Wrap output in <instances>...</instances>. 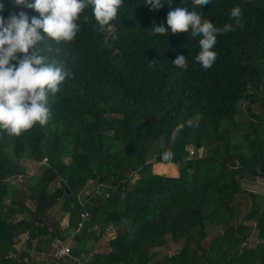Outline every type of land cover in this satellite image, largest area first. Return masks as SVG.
I'll use <instances>...</instances> for the list:
<instances>
[{
    "label": "trees",
    "instance_id": "16d2710c",
    "mask_svg": "<svg viewBox=\"0 0 264 264\" xmlns=\"http://www.w3.org/2000/svg\"><path fill=\"white\" fill-rule=\"evenodd\" d=\"M0 3L5 20L13 12L39 15L13 0ZM162 3L153 11L146 0H123L104 31L87 8L75 40L39 46L70 75L49 97L45 126L18 137L0 132V264H25L33 248H49L58 235L44 223L55 207L68 216L70 230L83 209L90 215L71 257L60 264H264L263 197L241 186L264 175V115L252 111L263 107L264 0ZM170 6L198 11L217 28L234 25L231 9L239 6L244 27L217 36L216 62L205 71L195 61L201 37L191 30L151 34L154 25L168 27ZM180 55L186 68L172 64ZM243 103L252 120L244 118ZM11 144L19 160L23 150L32 160H46L24 184L13 183L25 175L23 163L3 153ZM158 163L176 166L178 176L155 174ZM88 182L94 187L80 202ZM244 194L251 207L241 217ZM17 215L25 217L15 221ZM94 225L99 231L88 232ZM110 225L115 237L98 253ZM210 229L222 233L206 246ZM25 232L30 241L17 251L13 240ZM252 232L253 247L247 242Z\"/></svg>",
    "mask_w": 264,
    "mask_h": 264
},
{
    "label": "clouds",
    "instance_id": "9594fccd",
    "mask_svg": "<svg viewBox=\"0 0 264 264\" xmlns=\"http://www.w3.org/2000/svg\"><path fill=\"white\" fill-rule=\"evenodd\" d=\"M13 3L39 14L29 18L24 11L13 12L7 20L0 16V132L18 137L36 125L43 127L48 123L49 97L60 92L70 75L63 64L43 55L39 46L45 41L50 45L75 40L80 31L77 21L87 8L91 9L100 31H104L116 19L123 0H13ZM146 4L153 11L164 7L162 0H146ZM192 4L203 7L209 5L210 0H192ZM2 11L4 5L0 3ZM241 18V8L234 7L231 19L235 24L217 28L198 11L170 6L168 27L154 25L151 34L164 35L170 29L171 34L177 35L191 30L192 37H201L195 61L207 71L217 59L213 51L217 36L242 29ZM172 64L183 69L187 67V60L180 55ZM182 127L173 133V139Z\"/></svg>",
    "mask_w": 264,
    "mask_h": 264
},
{
    "label": "rangeland",
    "instance_id": "374dc122",
    "mask_svg": "<svg viewBox=\"0 0 264 264\" xmlns=\"http://www.w3.org/2000/svg\"><path fill=\"white\" fill-rule=\"evenodd\" d=\"M260 102L263 107L259 108L258 106H252V111L255 113V114H259V115H264V96L263 97H260ZM247 103H243L241 105L242 107V111L243 109L245 110V114L247 113L246 111V105ZM260 109L262 110L260 112ZM244 118L248 119V120H252L253 118L250 117L249 115H244ZM191 149V148H190ZM26 150H23L22 153L24 154L23 157L21 160L17 159V154L14 152V150H12V144L7 146L3 149V153L7 156L8 160H10L11 162H18L19 160V163H23V165L25 166V169H26V173L25 175L21 176V177H18V180H15L13 183L16 182V185H19V183H22L24 184L25 183V180L28 176H33V175H37L38 173H40V171H42L44 169V167L46 166V162L45 160L43 161H35V160H32L30 158H28V155L25 153ZM192 151V150H191ZM191 151H189V154L192 155ZM198 155L199 156H204V151L203 150H199L198 151ZM69 158H66V162H69ZM161 168H159L158 170H160ZM167 168H165L166 170ZM157 170V171H158ZM160 171H163L160 170ZM21 186V185H20ZM23 186V185H22ZM241 186L244 190L248 191V192H252L254 193L255 195H260L263 197V200H264V175L262 176H257L252 179L251 181H243L241 183ZM94 187V184L92 182H88L86 184V186L84 187V190H82L79 194H78V199L80 202H83L85 199H86V196L88 195V193L90 192L91 189H93ZM245 196L244 197H239L238 198V202L239 203H242V216H245L247 214V212L249 211L250 207H251V203H250V198L247 197L246 194H244ZM264 203V202H263ZM256 204H259L256 202ZM30 207H32L30 205ZM58 208H56L52 213V216L51 218L53 219V215H54V218H59L60 216V213L59 211L57 210ZM54 213V214H53ZM63 221H60V223H62ZM250 225L252 227H254L255 223H250ZM113 226H109L107 227V229L105 230V244L104 245H99L95 251H97L98 253H101L102 251H105L104 248H106V242L109 240V239H113L115 237V228ZM68 232L70 231L69 229H67ZM210 234L209 236L207 237L206 241L204 242V245H208L207 243H209V240L217 233H222V230L221 229H210ZM256 243V232H254L253 234V239L250 243V245L253 247ZM73 246H76V243L73 242L72 244V247ZM176 248L178 249L179 246L177 245ZM163 250H165V248L163 247ZM169 251V252H172V249H166L165 251ZM47 263H51L50 260H47Z\"/></svg>",
    "mask_w": 264,
    "mask_h": 264
},
{
    "label": "built area",
    "instance_id": "2783aa9c",
    "mask_svg": "<svg viewBox=\"0 0 264 264\" xmlns=\"http://www.w3.org/2000/svg\"><path fill=\"white\" fill-rule=\"evenodd\" d=\"M79 221L76 222V225L69 232L67 231L62 236L55 237L48 249L33 248L32 257H23V262L25 264H60L64 262L66 258L71 257L72 244L75 241V236L80 234L84 228V221L90 220L89 212L86 209H83L79 214ZM99 227L94 225L90 231H99ZM29 239V234L27 232L19 234L13 240L14 248L17 251L26 250V246ZM47 260H50L51 263H47Z\"/></svg>",
    "mask_w": 264,
    "mask_h": 264
},
{
    "label": "crops",
    "instance_id": "0c3cea01",
    "mask_svg": "<svg viewBox=\"0 0 264 264\" xmlns=\"http://www.w3.org/2000/svg\"><path fill=\"white\" fill-rule=\"evenodd\" d=\"M159 168H161L160 170L163 169V171H160L158 170ZM165 168H167L165 170ZM158 170V171H157ZM152 171L155 173V174H164V175H167V176H170V177H177L178 176V171H177V167L174 166V165H171V164H153L152 166ZM18 177H21V176H18ZM18 177L16 178V180H18ZM264 201V200H263ZM30 209L31 211H33L34 209V204L32 202H27L26 204ZM30 205L32 207H30ZM56 208L58 207H55L54 209L50 210L49 213L47 214L48 216V223H44L45 226H49L50 228V231H52V233H56L58 236H62L64 233L67 232V229L68 228V216L67 215H64V216H59V218H54V215H53V219L51 218L52 216V213ZM58 210V209H57ZM54 214V213H53ZM46 216V215H45ZM25 216L22 215H17L16 218H15V221H19L21 219H23ZM60 221H63L62 223H60ZM109 227V226H108ZM112 228V227H111ZM107 228H105L106 230ZM114 229V228H112ZM70 230V229H69ZM105 230H104V233H103V238L105 239ZM115 230V229H114ZM116 232V231H115ZM18 236V235H17ZM56 236V237H58ZM253 239V232L250 234L249 236V239H248V245H250L251 241ZM106 241V240H104ZM245 244V243H244ZM47 245L46 243L43 244L42 248H45Z\"/></svg>",
    "mask_w": 264,
    "mask_h": 264
}]
</instances>
